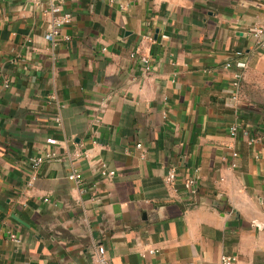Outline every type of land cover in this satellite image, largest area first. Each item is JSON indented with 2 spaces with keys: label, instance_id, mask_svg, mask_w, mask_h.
Returning a JSON list of instances; mask_svg holds the SVG:
<instances>
[{
  "label": "crops",
  "instance_id": "obj_1",
  "mask_svg": "<svg viewBox=\"0 0 264 264\" xmlns=\"http://www.w3.org/2000/svg\"><path fill=\"white\" fill-rule=\"evenodd\" d=\"M62 7L0 0V264H264V0Z\"/></svg>",
  "mask_w": 264,
  "mask_h": 264
},
{
  "label": "built area",
  "instance_id": "obj_2",
  "mask_svg": "<svg viewBox=\"0 0 264 264\" xmlns=\"http://www.w3.org/2000/svg\"><path fill=\"white\" fill-rule=\"evenodd\" d=\"M45 1L49 4V10H48L49 13L56 17L52 22V28L45 35V40L50 43H54L55 38L60 36L61 28L64 25L69 24L72 20V17L70 14L62 12V8H63L62 1L63 0H45ZM251 32H252V35L256 39L257 46L263 48L264 47V29L257 27V28L252 29ZM143 63L146 65L147 61L143 60ZM226 66L229 67L230 65H226ZM236 66L242 67V65L240 64H237ZM240 78H241L240 74L235 75L234 81H233L234 87H238ZM235 132H236L235 128L230 129L231 136H234ZM47 143L54 144V140L48 139ZM138 147L140 146L138 145ZM233 157H236L235 153L233 154ZM41 162H42L41 158H37L33 160L32 167L34 169H37V167L41 164ZM108 175H112V173H108ZM175 177L176 176H175L174 171L171 170L170 172H168V174L164 178L165 184L169 186L173 185L175 181ZM79 179H80L79 174L74 173L69 176V180L78 181ZM196 188H197V181L195 180V178H189L185 181L184 189L187 192L194 193L196 191ZM9 239L13 242L17 241L15 236L12 233L9 235ZM221 261H222V264H232L233 259H230L228 257H223ZM91 264H108L106 260V256H105V251L102 246L96 247L95 253H94V262Z\"/></svg>",
  "mask_w": 264,
  "mask_h": 264
}]
</instances>
